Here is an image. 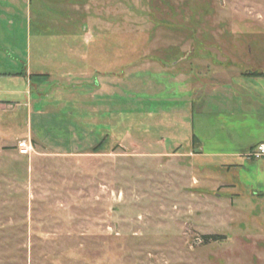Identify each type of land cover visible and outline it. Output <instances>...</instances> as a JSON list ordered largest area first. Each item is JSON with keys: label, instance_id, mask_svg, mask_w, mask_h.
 I'll list each match as a JSON object with an SVG mask.
<instances>
[{"label": "rangeland", "instance_id": "1", "mask_svg": "<svg viewBox=\"0 0 264 264\" xmlns=\"http://www.w3.org/2000/svg\"><path fill=\"white\" fill-rule=\"evenodd\" d=\"M256 72L264 0H0V264H264V168L189 156L204 102L264 129Z\"/></svg>", "mask_w": 264, "mask_h": 264}, {"label": "crops", "instance_id": "2", "mask_svg": "<svg viewBox=\"0 0 264 264\" xmlns=\"http://www.w3.org/2000/svg\"><path fill=\"white\" fill-rule=\"evenodd\" d=\"M89 69L90 75L92 74L89 78L96 77V79L97 74L102 70L98 68L96 64L91 65ZM82 73L84 74L79 73L76 77L79 76L78 78H84V76L88 74L84 71ZM94 75L95 77H93ZM26 76L31 80V86L37 85L38 87L39 85H43L51 77L50 74L32 72L31 69L29 74L26 73ZM97 81V83H100L99 80ZM247 81L250 80L241 75L236 78V80L235 78L231 79V84L234 86L237 84L239 86L247 84ZM261 81L260 84L263 85V87H261L264 88V80ZM229 84L225 87L227 99L232 98L231 84ZM220 87L221 85L219 87H212L211 89L208 88L207 92L210 94L208 97L211 98L210 100L212 102H215V99H212L213 94L216 92L217 94L220 93L218 92ZM262 98L264 100V96ZM205 101H207V99ZM219 102H221L220 98L217 103L219 105L213 109H210V107L205 108L206 103L204 102V107L200 111H197L198 113L192 114V140L193 135H195L197 142L196 145L193 144L195 149L191 150L189 156L192 158L201 157L202 159L201 162L197 161V159H191V167L194 168L197 166V163L195 164L196 160L203 171L211 169L212 167L231 170V168L235 166L243 167L246 163L257 168L259 165L264 168V159L255 160V158L258 157L252 156V152H249L250 155L248 154V149L250 147H253L251 150L253 151L259 143L264 142V129H261L258 123L250 121L249 117L244 116V114H235L234 111H229L226 114V111H223L221 108L222 104ZM257 116L259 119L264 120V113ZM257 116L255 115V117ZM249 123L254 124L255 128V130H253L255 138L251 141L248 137V128H250ZM260 126L264 128V125ZM242 155L246 156L243 157ZM204 179H213V176L208 174ZM227 185L234 187V185L231 184Z\"/></svg>", "mask_w": 264, "mask_h": 264}, {"label": "trees", "instance_id": "3", "mask_svg": "<svg viewBox=\"0 0 264 264\" xmlns=\"http://www.w3.org/2000/svg\"><path fill=\"white\" fill-rule=\"evenodd\" d=\"M251 74H253V75H255V76H259V75H263V76H264V73H258V72H256V73H251ZM195 141H196V137H195V135H193V143H195ZM202 238L204 239V241H207V240H209V239H213V240H215V241H218V240H220L222 237L219 236V235H216V234H214V235H209V234H207V235H203Z\"/></svg>", "mask_w": 264, "mask_h": 264}, {"label": "built area", "instance_id": "4", "mask_svg": "<svg viewBox=\"0 0 264 264\" xmlns=\"http://www.w3.org/2000/svg\"><path fill=\"white\" fill-rule=\"evenodd\" d=\"M254 157H263L264 156V142L259 143L251 153Z\"/></svg>", "mask_w": 264, "mask_h": 264}]
</instances>
